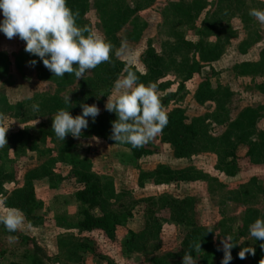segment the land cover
<instances>
[{
	"label": "rangeland",
	"instance_id": "rangeland-1",
	"mask_svg": "<svg viewBox=\"0 0 264 264\" xmlns=\"http://www.w3.org/2000/svg\"><path fill=\"white\" fill-rule=\"evenodd\" d=\"M253 8L264 0H72L76 23L114 45L80 80L0 32V129L34 135L0 147V215L24 216L15 232L0 224V264H183L186 252L221 264L225 237L232 257L264 249L249 234L264 219V24ZM128 71L157 85L173 129L142 157L111 139L118 117L105 108ZM85 103L100 109L95 122L58 139L53 116ZM87 183L102 191L94 215L123 218L114 235L80 225Z\"/></svg>",
	"mask_w": 264,
	"mask_h": 264
},
{
	"label": "clouds",
	"instance_id": "clouds-1",
	"mask_svg": "<svg viewBox=\"0 0 264 264\" xmlns=\"http://www.w3.org/2000/svg\"><path fill=\"white\" fill-rule=\"evenodd\" d=\"M0 14L3 16L0 32L8 39L18 36L25 41V51L39 57L56 77H64L67 73L80 80L89 70L110 60L114 45L91 28L79 26L76 23L79 12H73L67 0H0ZM249 15L264 24V10L253 8ZM115 54L118 56L120 52ZM29 63L35 66L37 61ZM156 88L153 82L147 85L138 83V77L132 71L114 82L115 99L108 95L105 105L106 110L115 112L118 117L112 122V140L140 148L163 130L168 124V115L162 108ZM66 101H70V96ZM81 107L82 113L76 116L65 109L58 110L53 116L52 130L58 139L64 141L69 134L80 138L82 130L89 126L88 118L95 122L100 112L97 105L85 103ZM32 108L38 110L39 105L34 103ZM5 134L0 129V147L7 143ZM23 223L24 216L19 210H9L0 215V224L9 232L17 231ZM249 234L264 241V219L258 218L252 223ZM222 245L224 256L221 264H230L234 246L231 238L225 237ZM196 248H201L200 243ZM248 252L254 254L255 249H243L239 253L240 258H245ZM183 264H195L190 252L185 253Z\"/></svg>",
	"mask_w": 264,
	"mask_h": 264
},
{
	"label": "trees",
	"instance_id": "trees-1",
	"mask_svg": "<svg viewBox=\"0 0 264 264\" xmlns=\"http://www.w3.org/2000/svg\"><path fill=\"white\" fill-rule=\"evenodd\" d=\"M68 7L72 8V0H67ZM84 6V5H83ZM84 13L81 11L79 17L83 16ZM78 17V19H80ZM162 108L167 103L166 99L160 100ZM172 131L171 126H165L161 132L166 130ZM6 139H11L16 141L19 144H26L33 140L34 135L28 130H16L12 131L9 134H5ZM131 146V145H130ZM132 147V146H131ZM134 154L136 157H142L149 152L146 149L145 145L140 148H133ZM233 155V154H232ZM102 194L101 188L96 184H89L85 188L80 189L77 193V198L82 202L87 208L84 209V219L80 222V225L85 228H101L107 234L114 235L120 228L124 226V220L121 216L117 214H107L103 216L94 215L90 209L95 208L99 203V198ZM129 233L135 235V232L128 230ZM8 264H22L17 261H10ZM112 264V263H109ZM230 264H264V249L255 250L254 254L251 252L248 255H245V258L241 259L239 253H237L233 259L230 261Z\"/></svg>",
	"mask_w": 264,
	"mask_h": 264
}]
</instances>
